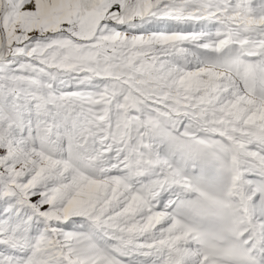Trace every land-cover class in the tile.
<instances>
[{
  "label": "snow or ice",
  "instance_id": "6c2138e0",
  "mask_svg": "<svg viewBox=\"0 0 264 264\" xmlns=\"http://www.w3.org/2000/svg\"><path fill=\"white\" fill-rule=\"evenodd\" d=\"M0 264H264V0H0Z\"/></svg>",
  "mask_w": 264,
  "mask_h": 264
}]
</instances>
